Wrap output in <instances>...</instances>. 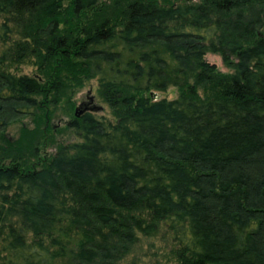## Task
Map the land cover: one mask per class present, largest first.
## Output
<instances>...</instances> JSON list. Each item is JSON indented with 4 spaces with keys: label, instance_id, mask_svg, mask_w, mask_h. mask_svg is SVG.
I'll list each match as a JSON object with an SVG mask.
<instances>
[{
    "label": "trees",
    "instance_id": "trees-1",
    "mask_svg": "<svg viewBox=\"0 0 264 264\" xmlns=\"http://www.w3.org/2000/svg\"><path fill=\"white\" fill-rule=\"evenodd\" d=\"M263 28L264 0H0V264H121L162 228L173 264H264ZM93 79L112 118L30 167Z\"/></svg>",
    "mask_w": 264,
    "mask_h": 264
},
{
    "label": "rangeland",
    "instance_id": "rangeland-1",
    "mask_svg": "<svg viewBox=\"0 0 264 264\" xmlns=\"http://www.w3.org/2000/svg\"><path fill=\"white\" fill-rule=\"evenodd\" d=\"M205 58L210 63H214L220 70L228 71V68L222 63L221 57L218 54L208 52ZM35 70V65L26 62L19 65L17 73L31 75L35 73ZM96 87L97 82L94 79L86 82V84H84L73 96L72 101L74 102V106H72L71 109L63 105L57 108L51 119H46L39 124L38 127L44 130L46 136H41L38 141L33 142L31 147L25 151L24 158L27 160L26 162L30 167L40 166L41 161L55 153L59 146L77 138L74 131L67 127V123L74 115L75 107L80 102L86 100L87 91L91 90V94L94 95L95 98V103L104 107L102 111L95 112L94 114L96 116L112 118L108 106L98 98ZM177 95L178 89L175 87H170L165 91L153 92V97L156 99H173ZM23 126L28 130H32L36 135L40 134L38 132L40 130L36 128V123L31 118H24L22 122L13 123L8 127L6 131L7 138H9L11 142L18 139ZM36 146L38 149L35 152ZM30 150H33L35 154ZM37 158H40V160ZM173 247L174 243L172 238L164 228L153 237L139 235L138 242L132 247L130 253L122 260L121 264H173Z\"/></svg>",
    "mask_w": 264,
    "mask_h": 264
},
{
    "label": "water",
    "instance_id": "water-1",
    "mask_svg": "<svg viewBox=\"0 0 264 264\" xmlns=\"http://www.w3.org/2000/svg\"><path fill=\"white\" fill-rule=\"evenodd\" d=\"M151 96H153V92H151ZM103 106L95 103L94 95L91 94V90L86 93V100L80 102L74 109V116L79 117L85 112H100L103 110Z\"/></svg>",
    "mask_w": 264,
    "mask_h": 264
}]
</instances>
